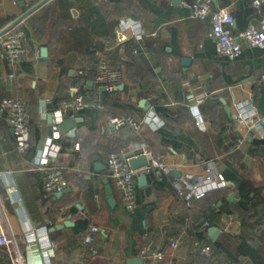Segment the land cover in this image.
<instances>
[{"label": "crops", "instance_id": "1", "mask_svg": "<svg viewBox=\"0 0 264 264\" xmlns=\"http://www.w3.org/2000/svg\"><path fill=\"white\" fill-rule=\"evenodd\" d=\"M40 1L0 0V31ZM183 3L47 0L18 24L26 30L27 54L15 68L8 64L0 42V102L25 98L34 123L31 134L39 136L34 149L21 152L8 122L0 118V233L13 240L9 246L0 245V264H127L141 255L144 264L164 259L173 264H218L213 254L194 250L193 237L177 249L170 246L183 230L205 220L222 230L216 239L208 232L211 243L219 240L240 254L239 263L228 264H264V143L253 141L264 137V49L244 43L238 59L220 56L209 36L210 20L192 17ZM214 7L232 12L234 33L262 15L252 0H214ZM125 19L140 23L142 39L122 28ZM107 41L110 62L124 72L111 92L93 81L98 52ZM43 47L46 56L41 55ZM184 58L190 62L184 64ZM79 69L89 72L85 76ZM90 89L98 92L107 110L71 113L81 118L75 129L66 134L50 130L48 117L62 101ZM191 90L202 99V119L192 108ZM143 100L151 104L149 110ZM241 108L246 116L238 119ZM151 109L165 125L151 128L146 122ZM113 114L132 116L138 128L113 127L109 121ZM249 133L254 136L240 143ZM52 144L60 146L56 156L48 154ZM122 145L126 151L143 147L166 166L169 185L138 192L134 212L125 208L107 173L108 154ZM210 160L232 184L186 205L177 195L173 170L181 176L202 174ZM97 161L106 167L97 171ZM44 162L63 168L68 192L45 191L38 168ZM106 177L117 199L114 208L105 193ZM10 185L17 188L15 193ZM236 191L239 197L229 200ZM243 191L249 193L248 201H243ZM67 220L72 224L51 230ZM83 221L87 225L82 227ZM42 225L48 230L39 240L40 234L31 235L30 230ZM91 225L100 231L86 245ZM156 250L165 251V258H158ZM214 252L222 260L228 257L220 253L221 247L215 246Z\"/></svg>", "mask_w": 264, "mask_h": 264}, {"label": "built area", "instance_id": "2", "mask_svg": "<svg viewBox=\"0 0 264 264\" xmlns=\"http://www.w3.org/2000/svg\"><path fill=\"white\" fill-rule=\"evenodd\" d=\"M184 6L190 8L191 16L199 20H210L211 28L209 36L215 43L216 50L220 56L229 60L238 59L244 51V43L251 48L264 49V13L262 11L264 0H252V5L258 13H262L258 21H251L244 29L237 33L233 32L234 15L226 8H215L214 0H192L184 2ZM121 26L124 30L131 33L138 39H142L145 35L137 20L125 19ZM26 30L18 24L8 29L0 36V42L4 47L5 58L10 66L15 68L19 61L27 54L25 44ZM111 49L109 41L106 42L104 48L98 52V60L95 68L94 83L97 87L105 88L106 91H113L116 86L123 80L124 72L121 67L113 65L108 57ZM89 70L79 69V74L87 75ZM16 74L12 72L11 77ZM264 78V75H263ZM189 98L192 101V108L195 114L202 119L199 105L202 101L191 90ZM86 109H96L101 112L107 110L106 104L95 89L77 92L72 97L62 101L60 107L52 113V127L55 132H59V125L63 120L71 115V113L80 112ZM246 113L243 108L239 112L237 118H245ZM0 118L5 119L16 140L18 149L25 152L31 145V124L28 113L27 100L20 96L4 98L0 102ZM109 121L115 128H120L125 124H130L134 128H138L137 121L130 115L113 114L109 117ZM264 121V120H263ZM146 122L153 129H158L165 125V120L155 110L151 109L146 117ZM253 137V133L245 134L239 139L242 143ZM60 146L52 144L48 150L50 156H56ZM145 150V148H144ZM126 150L114 151L107 156V173L115 182L122 203L129 212H134L139 207L137 176L143 171L148 175L152 174L158 180H164L166 177V166L160 157L151 151L145 150L149 164L141 169L134 170L131 168L128 159L125 157ZM38 168L44 175V189L47 193L61 192L67 187L63 168L60 166L50 165L48 162L41 163ZM175 189L179 198L190 205L192 199L202 198L214 189H221L228 186V180L225 175L217 169L216 163L212 160L206 163L204 173L193 174L187 173L184 176L177 177ZM10 192H16L15 185L9 186ZM228 217L233 220L234 215L229 214ZM211 227L209 220H205L199 229ZM48 230L46 225L33 227L30 230L31 235L40 234L39 240H42V234ZM197 228L192 227L195 236L191 239L187 230H183L181 234L173 238L170 246L177 249L184 240L190 237L192 246L196 252L201 255H211L212 246L197 236ZM100 231L99 226L91 225L90 232L84 237V243L88 245L93 241V233ZM189 240V239H188ZM12 239L4 232L0 233V245L9 246ZM91 253H96L95 249H91ZM146 255V254H145ZM155 255L163 259L165 251L156 250ZM159 264H173L170 260H162Z\"/></svg>", "mask_w": 264, "mask_h": 264}, {"label": "water", "instance_id": "3", "mask_svg": "<svg viewBox=\"0 0 264 264\" xmlns=\"http://www.w3.org/2000/svg\"><path fill=\"white\" fill-rule=\"evenodd\" d=\"M17 1L20 2L23 0H17ZM46 1L47 0H41L40 2H38L37 4L32 6L31 8L27 9L22 15H20L18 18H16V20L12 24H10L8 27L1 30L0 36L3 33H5L8 29H10L11 27L19 24L21 20H23L26 16H28L31 12H33L35 9H37L39 6H41ZM173 3L174 4H182L183 0H173ZM41 55L42 56L47 55V48L46 47L42 48ZM183 62H184V64H188L190 62V59L184 58ZM102 89L105 90V88H102ZM142 104L144 105V107L147 110H149L151 108V104L148 103L146 100H143ZM48 120L50 123V130H52L53 129V127H52V114L49 115ZM80 121H81V118L78 116H75V117L74 116H68L63 120V122L60 123L59 129L62 133L66 134V133L72 131L73 129H75L77 126V123ZM253 141L255 143H264V137L263 138H254ZM125 157L128 159L131 168L134 170L141 169V168H143L149 164L147 154H146L143 147H139V148H135L133 150L126 151ZM105 167L106 166L103 163H101L100 161H97L95 164V169L97 171H100V170L104 169ZM173 174L176 177H180L182 175L181 172L178 170H173ZM104 182L106 183L105 193L107 196L108 203H109L111 208H114L115 205L117 204V199H116V196L114 194L113 186L111 185L110 180L107 177L104 178ZM137 182H138V186L140 188L148 186V184H149L148 174L146 172H143V171L139 172L138 176H137ZM227 182H228V184H232V182H230V181H227ZM69 190H70V188H65L63 191L57 192V195L64 194V193L68 192ZM239 195L240 194L238 191L231 193L229 196V200L233 201L236 198H238ZM71 224L72 223L67 220V221H64L62 223L56 224L55 226H53L51 228V230L61 229L65 226H69ZM221 231L222 230L217 226H211L208 229V232H209L212 239H216L220 235ZM144 259L145 258L143 255L137 256V257H131L127 260V264H144Z\"/></svg>", "mask_w": 264, "mask_h": 264}, {"label": "trees", "instance_id": "4", "mask_svg": "<svg viewBox=\"0 0 264 264\" xmlns=\"http://www.w3.org/2000/svg\"><path fill=\"white\" fill-rule=\"evenodd\" d=\"M88 110H92V109H87V110H84V111H88ZM30 124H31V129L33 128V125H34V123H33V121L30 119ZM32 131V130H31ZM32 135H34V134H31V145H30V147L28 148L29 150L31 149L32 150V148L34 149L35 148V146H36V142L38 141V139H39V136H36V139L34 138V136H32ZM121 147H123V145L122 146H120V148ZM122 149H120V150H118V151H121ZM124 150V149H123ZM149 176V184H148V186H146L145 188H140L138 185H137V191L138 192H145V193H149V192H151L154 188H162V187H164V186H168L169 185V183L167 182V180H166V178H164V180H158L155 176H153L152 174H149L148 175ZM226 177V176H225ZM242 198H243V201L244 200H246V201H248V199H249V193H246V194H244V191H243V196H242ZM146 208H144V210H145ZM140 217H141V219H143V216H142V213L139 215ZM210 217V216H209ZM210 221V220H209ZM203 223V222H202ZM201 223V224H202ZM210 223H211V221H210ZM200 224V225H201ZM212 224V223H211ZM87 225V221H83V224H82V227L83 226H86ZM183 225H185V224H183ZM199 225V226H200ZM199 226H196V228H197V230H198V228H199ZM81 227V228H82ZM183 228V227H182ZM188 232H189V236L190 237H193V236H195L194 235V233H193V231H192V228H189L188 229ZM197 236L199 237V238H201V239H205V240H207L206 242H208L211 246H212V253L211 254H213L214 255V257L219 261L218 262V264H228V262L230 261V262H238L239 263V253L235 250V251H233V250H228L227 249V247L226 246H224L219 240H217L216 242H214V243H211V240H209V238H208V229L207 228H205V229H199L198 231H197ZM217 246V247H221L222 249H223V251L224 252H220L221 254H226V256H228L227 257V259H224V260H222V259H220V258H218L217 257V253L216 252H214V248H215V246ZM214 252V253H213ZM200 255V254H199ZM208 257V256H207ZM210 257H211V255H210ZM211 259V258H210ZM226 260V261H225ZM226 262V263H225Z\"/></svg>", "mask_w": 264, "mask_h": 264}, {"label": "rangeland", "instance_id": "5", "mask_svg": "<svg viewBox=\"0 0 264 264\" xmlns=\"http://www.w3.org/2000/svg\"><path fill=\"white\" fill-rule=\"evenodd\" d=\"M121 115H128V114H121ZM120 149H122V150H123L124 148H119V149H117V150H120Z\"/></svg>", "mask_w": 264, "mask_h": 264}]
</instances>
